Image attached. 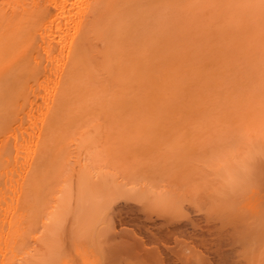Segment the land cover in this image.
Returning <instances> with one entry per match:
<instances>
[{
  "label": "bare ground",
  "instance_id": "1",
  "mask_svg": "<svg viewBox=\"0 0 264 264\" xmlns=\"http://www.w3.org/2000/svg\"><path fill=\"white\" fill-rule=\"evenodd\" d=\"M156 1L159 4L166 3L165 1L168 2V0ZM154 4L155 0H0V94H2L0 95V119L1 121L4 120L2 121L3 123L0 122V128L2 129H0V158H2L0 159V264H124L125 262V264H229L228 256L230 252L227 249H224L222 246V244L226 240L217 236L221 231H218V233L217 231H214L212 227L211 229L209 228L207 230H204L203 228H194L196 225L194 227L191 226L190 230H192L189 232L191 239L188 237V241L185 237L184 240L187 241L183 240V242L181 240V242L179 241V243L174 240L177 243V245H174L175 242L172 243L173 241L170 240L172 238L170 237V234L175 233L173 232L175 228L182 226L181 223L177 224V221H175L176 219L174 218L179 217L180 219L181 216L185 218L184 215L186 213L183 214L184 212H182L179 208L178 209L181 211V213L180 211L177 212L176 210H169L166 207L167 204L164 203V201L163 203L161 202L162 200H160L159 195L157 200L156 198H154V201L152 202L157 201V204L161 202V205L159 204L160 207H162V205L164 207L165 205L164 208L169 210L167 211V213L162 207L164 210L162 209L160 211L161 208H158L159 205L157 206L156 203H153L156 204V207H154L155 211L160 213L163 218L159 217L158 215L156 216V218H154L151 215L154 210L152 208L154 205H150L151 208H149L150 206H148V204L150 203L146 202L144 203V208L148 212H144L145 215L143 213L144 217H142L144 219L139 216L141 214L140 212H138L140 213L138 215L134 212V216L136 215V217H132L135 219H133L132 221V219H130L131 217L129 218L128 216H130V213L134 211L133 207L139 209L140 206L137 207V203L136 206L133 203L129 204V202H127L129 200H126L124 196L123 197L126 202H120L117 206L116 201L118 199V193H120L119 195L124 193L119 191V188L116 191V189H113L114 186L112 187V184H110V181L115 180L113 178H116V182L119 178V174L122 175V173H119V171L117 172L118 168L117 170L112 168L115 165L113 161L111 162V164H113L111 167L112 169L110 168L111 165L109 166L110 161H108V159L111 158L109 156L110 149L114 148V146H111L114 143H109V147H111L109 149V147L106 145V142H108L107 139H111V137L115 135L113 134L114 132L120 130L118 129L119 126L117 130L116 127L117 124L122 121L121 119L123 118L121 117L123 116L120 114L121 117L119 120L117 118V116H119L117 115V113L119 112H110L111 110H115L117 108L116 106L120 104H118L119 101H115L116 99H113L115 105L117 104L115 106L114 104L111 105L110 101L105 100L111 98L112 101V97L114 95H117L119 93V95L121 94L122 96V93L124 94L125 92L126 93L124 95L135 96L134 91L128 88L131 86V84L128 83L127 79L131 78V75L137 77L138 72L136 70V67L137 65H141V63L143 64V59L141 56L143 55V53L145 54L148 52V49L145 48L144 45L149 46L148 44H151V42H149V35L146 36V34H143V32H147L148 34V31H150H146L148 27L144 26L143 30L145 31H140L144 22L142 23L140 21L141 17L139 13L142 11L143 8L152 7ZM143 25H148V23H144ZM137 28H139L140 30ZM134 31L135 33L137 32L139 35L137 33L135 34ZM134 35L137 36L135 37ZM138 36H140V39L142 41L139 39ZM131 38L136 40L139 39L140 41H138L140 42V45H143L142 47L144 48L141 47L140 49V45L138 42L137 46L139 47V49L138 47L136 50L131 48ZM155 39L157 40L156 37ZM155 39H153V41ZM31 48L32 50L30 52ZM23 50L26 52H24ZM20 51L23 53H21ZM140 51H142L141 54L139 53ZM18 52H20L21 55ZM137 53H139L140 55H138ZM137 55L140 56V58ZM28 56L31 59H28ZM19 57L25 60L23 62L24 64L21 63L23 60L20 59V61L18 59ZM138 58L140 59V61ZM2 59H5L6 61H2ZM15 63L19 64L15 66ZM9 65L11 68L9 67ZM19 65L24 66L19 68ZM6 69L7 71H5ZM15 70L16 74L15 72L13 73V71ZM8 71H12L11 73H13V75ZM32 71L33 74L35 73V76L31 74ZM95 73L97 74L99 79V82L97 83L98 86H100V88L102 86L101 89L105 93L107 92L106 94L100 89V95V92L98 93L99 87L97 89L96 85L92 83V80H90L92 83L91 86L96 87L94 88V90L92 88L94 92L90 89V84H85V81H89V79L95 76ZM29 75L33 77L32 79H34L33 82L35 81V84H33V82L31 81L32 83L30 82L31 84L28 88V86L26 87L27 82H29L28 80H31V77H29ZM12 76L15 77L12 78ZM17 77L20 78L18 79ZM2 79H4L5 83ZM6 80H9L10 82ZM36 82L38 83V87L41 89L42 94L41 91L38 90L39 88L37 87ZM16 83L19 87L16 86ZM22 87V92H25V88H28L29 91L25 94L21 92L22 95L18 94L20 93L19 91H21ZM34 87H36V90H38L40 93H36ZM28 89H26V91ZM128 89L129 91H127ZM5 92L6 94L8 93V97L4 96ZM16 94H18L17 96H19L21 100L23 98V103H18L19 98L17 96H15L16 99H14V95ZM95 94H97L96 96L98 97L105 94V96H102L103 98L106 97L103 99V102H109L110 104L108 105L107 109L102 110L103 112L101 114L99 113V115H105V117L110 120L108 123L105 122L107 118L103 117L105 118L104 120L99 115L98 116L101 119L99 117L98 119L97 117L94 118V121L90 119L91 117L93 118V116L95 115H91V113H93V107L89 106L91 104L90 99L91 97H94ZM111 94L112 96L110 97ZM10 95H13V97L9 98ZM117 96L114 97L117 98ZM102 97L99 98L102 99ZM88 98L90 99L88 100ZM125 98L126 97L124 96L122 100H124ZM128 98L130 97H127V99ZM127 99H125L126 101L121 102L131 103L132 100L128 99L130 100L129 102ZM133 99H135V97H133ZM86 101L89 102V105ZM101 101L99 102L101 103ZM94 105L96 106V104ZM18 106L19 108L15 109V107ZM103 106H105V104ZM100 107L102 108V105ZM100 107L99 109H101ZM128 107L126 106L125 108L128 109ZM13 108L17 111H15ZM4 109L7 110L5 111ZM6 112H10L13 114L9 113L8 116ZM124 113L126 115V113L128 112ZM111 119L113 120V122L111 121ZM125 119L126 118L124 117V120ZM103 120L106 124L103 123ZM117 120L119 122H115ZM113 123L117 124L114 125ZM256 124L257 122H255V126ZM260 130L262 131V129H259L258 131ZM120 131L122 132V129ZM132 132L133 130L130 131L129 134H131ZM101 133L105 135V140H102L104 139V135L101 136ZM129 134L128 136H126L131 138V135L129 136ZM108 135L110 138H108ZM134 136L136 135L134 134ZM134 136H132V138ZM245 137H247V134ZM255 139H257L255 142V146L259 147L260 149L262 147L261 154L263 153V157L260 155L258 157L262 158L258 161H255L256 159L251 157L250 155L251 153H253V151H250V154L247 153L248 159L246 161V164L250 165V170L252 171V173L255 174L254 176L256 178H264L263 132L262 134L257 135V137L253 140L255 141ZM253 140L248 141L250 143L253 142L254 144ZM114 141L115 140L113 139V142ZM117 144L121 146L120 143ZM234 149H236V151L238 150L237 148ZM247 149L250 150V148ZM6 150L11 151H8V153ZM11 152L12 154H10ZM111 154H113L112 151ZM237 156L239 157V155ZM19 157L21 158L22 163L21 160L18 159ZM193 157L196 156L193 155ZM3 159H5V161ZM18 160L21 164H19ZM1 163L4 164L3 167L1 166ZM182 164L181 166H183ZM221 165L222 163H220V167ZM229 167H231V165ZM243 172L245 171L243 170ZM128 177L132 178V176L130 175ZM241 177H243V174ZM136 178L140 177L137 176ZM95 181L96 183H94ZM263 181L264 179L262 181L260 180V182ZM205 183L207 184L206 181ZM240 185H242V183ZM186 186L187 185L185 184V187ZM238 186L235 187L238 188ZM195 190H197V188ZM261 190H259L258 186L257 188L252 187L251 193H245L241 195V197L239 196L240 198L238 202L240 203H237V205L239 204L238 206H236L237 211H234L235 209L233 210L232 207H229V209L228 207H226L227 209H223L225 210L223 212V214L225 213L224 215H222V211L221 215H217L220 219H224L226 223V221L228 222L226 218H228L230 214L233 215V219L235 220V218L239 215L238 212L240 211V213H242L239 215L241 216L240 218H236V220H239V223L240 221L243 223H240V226L237 225L239 227L237 228L244 234L242 235L240 231L236 230L239 232H236L238 234V237L240 235L239 239H241L242 236L245 239V241L241 239V241H244L242 242V244H244L247 240H250L251 237L254 236V234L257 235V238L255 240L261 241V244L263 243L262 240H264V192L262 191L263 194H260ZM112 191H115L117 193V196L115 195V199L113 198L114 194L112 195ZM105 193L109 195V206L107 205L108 210H114V213H112L106 208V214L111 212L112 217H114V215H117L115 218L118 217L116 219L118 223L116 222V224L114 223L116 221L115 218L113 221V219L109 217L111 216V213L107 215V219L111 218L110 220L113 221L109 222L110 220H108L109 224L111 223L110 229L108 231H105L103 226L99 223L101 208L99 196ZM134 193L132 195L137 198L138 196H135ZM163 194L165 193L163 192ZM142 195L139 196V199L142 198ZM151 200L153 199L151 198ZM113 201H115V207ZM187 201L188 200H186V202ZM145 204L147 205L145 206ZM173 204L175 208V201L173 202ZM180 204L183 203L180 202ZM222 204L224 203L222 202ZM112 205L114 208L112 207L111 209L110 206ZM244 206L248 209L245 210L246 212H248L246 215L247 217H244ZM169 207L173 208L172 206ZM128 208H131V211ZM125 210L126 212L130 213H128L127 215L126 212H124ZM162 211L164 212L162 213ZM173 212H176V214H179V216L174 214ZM124 213L125 216L127 215L128 220H126ZM236 214L237 216L235 217ZM138 217L139 219H137ZM252 219L257 221L258 227L253 226L255 224H253ZM125 220L128 222V224L130 221H136L133 224L137 225L138 223L139 225L138 227L135 225V227H137L135 229L134 227L132 228V224L131 228L129 229V225L126 224L127 222H125ZM192 220L191 218L189 219V221ZM68 221L70 223L67 224ZM235 222L237 223L238 221H234L232 223ZM124 223L125 225L123 226ZM236 223L233 225H236ZM183 225L186 226V223H184ZM242 225L244 226V228ZM207 226L209 225L207 224ZM236 233L235 235H237ZM251 233L254 234L251 236ZM214 235L216 236V238H214ZM220 236L223 235L221 234ZM247 237L250 238L248 239ZM116 238H120L118 242L116 241L118 240ZM170 243H172V245ZM251 244L253 245H250L249 247L255 246L256 243L254 244L253 240V243ZM205 245H209L207 246L209 249ZM214 245L216 247H214ZM200 247H206L205 249L208 250L206 251L205 249H203V251L205 250V253L207 254L204 253L203 256ZM213 247L214 249L211 250V248ZM250 249L248 250V252L250 251ZM259 249L260 246L258 250ZM255 250L253 251L254 253ZM199 251L202 254H200ZM242 252L244 253V251ZM245 252L247 251L245 250ZM262 257H264V255ZM238 258H240L239 255ZM247 258L249 259V256ZM260 259L258 260L260 261ZM128 260L133 261L135 263L129 262ZM262 260L263 259H261V261ZM239 261L241 262V259H239ZM239 261H237V263ZM245 263L250 264L249 262Z\"/></svg>",
  "mask_w": 264,
  "mask_h": 264
},
{
  "label": "rangeland",
  "instance_id": "2",
  "mask_svg": "<svg viewBox=\"0 0 264 264\" xmlns=\"http://www.w3.org/2000/svg\"><path fill=\"white\" fill-rule=\"evenodd\" d=\"M162 1H164V0H162ZM165 2L166 3L159 4L155 0V4L152 7L143 8L142 11L139 13L140 17H141L140 21L142 23L143 22L148 23V25H143L144 24L143 23L141 30L139 28H137V29H139L142 32V31H145V30H143L144 26L148 27L146 29V31L150 30L151 32L148 31V34H147V32L146 33L143 32V34L144 35L146 34V36L149 35V42H151V44H148L149 46L144 45L145 48L148 49V52L145 54L143 53V55L141 56L143 59V64L141 63V65H137V67H136V70L138 72L137 77L131 75V78L127 79L128 83L131 84V86L128 88L132 89L134 91L135 96L131 95L132 96L131 97L130 95H124L126 92L124 94L122 93V96H121V94L119 95V93L117 94L119 96L114 95V93H113V95L115 97L117 96V98H115L113 96L112 101H111V98L105 100V101H107V100L110 101L111 105H113V104L115 105L113 99L114 100L116 99L115 101H119L118 104L119 103L120 104L118 106H116L117 104L115 105L118 109L116 108L115 110H111L110 112H112V111H114V113L119 112V113H117V115H119V116H117V118L119 120H120L121 115L123 116V117H121V118H123V119H121L122 121H120V122L118 120L115 121V122H119V124L116 123L117 124V127L115 126L116 130L119 126L118 129H120V130L122 129V132L120 130H117L118 132L115 130L116 132L113 133L115 135H113L111 137V134H110V137L112 140L107 139V137H106V139L108 140V142H106V145L108 147L110 146V144L114 143L113 145H111L112 147L114 146V148H112L113 150L110 149L111 147H109L110 155L109 154L108 155L111 157V158L109 157L110 159H108V161H110L109 166L111 165L110 168L112 167L113 164H111V162L113 161L115 165L112 168L115 170H117V168H118L117 172L119 171V173H122V175L117 173V174H119V178H118L119 180L117 179V181L115 182L116 178H113L115 180L110 181V184H112V187L114 186L113 189H116V191H117V189L119 188V191L124 193L121 195H119L120 193H118V199H117V201L115 200L117 202L116 204L118 206V203L126 202L124 199V197H125L126 200H129V201H127V202H129V204L133 203L135 206L138 204L137 207L140 206L139 209L133 207V210H134V211H132L133 213L132 212L131 213L126 212L127 209L124 211V212H126L127 215H128V213L131 214V215L129 214L130 216H128V217L129 218L131 217L130 219H132V221L136 217V215L134 216V212H135V214L137 213V215L141 213L139 216H141V218L144 219L143 213L147 211L144 208V203H146V202L150 203V204H148V206L154 205L152 207L154 209V210L152 209L153 212L150 211V212H152L151 215L154 218H156L157 215L159 217L163 218L160 215V213L155 211L154 207H156L157 201L152 202V201H154V198H156V200H157L158 196L160 195L159 198H160V200H162L161 202L163 203V201H164V203L167 204L166 207L169 210H171V211L176 210L177 212H179L181 210L182 212H184L183 214L186 213L184 215L185 218H183V216H181L182 218L180 217V219H179V217L174 218V219H176L175 221H177L176 223L177 224L181 223L182 226L175 228V230H173V232H175L177 234H175V233L170 234L169 233L170 237H172L170 239L173 241L172 243H174L175 241L179 243V241L180 242H181V240L183 241L185 239V237L189 241L188 237L191 239L190 234H189V232L192 230V229L190 230L191 226L194 227L196 225L194 228H197V229L203 228L204 230H207L209 228L211 229V227H212V229H214V231H217V232L221 231L220 233L219 232L218 233L220 235L222 234L223 236H220L219 234L217 236L226 240L222 244V246L224 249H227L230 252L229 256H228L229 257V259H228L229 264H244L245 262H249L250 264H264V257H262L264 255V253H262V252H264V250H262V249H264V245H263L264 240H262L263 243L261 244V241L255 240L257 238L256 237L257 235H255L253 233L254 236H252L253 234L251 233V236H252L251 239L252 240L251 239L247 240L244 244H242V242L245 241L244 237L242 236L244 233H242L238 229L239 228L238 226H240L243 223L240 221V223H241L240 224L239 220H236L237 217L238 218L241 217L239 215L242 213H240V211H239L238 212L239 215L237 216V214H236L235 217L236 216L237 217L236 218L234 217L235 220L233 219V215L229 213L230 215L228 218H226L227 215L225 216L226 220H228V222L226 221V223H225L224 219L222 220L217 216L218 214L221 215V211H222V215H224L225 213L223 214V212L225 210H223V209H227L226 207H228V209H229V207L230 208L232 207L233 210L235 209L234 211H237L236 206L239 205V204L237 205V203H240V202H238L239 198L241 197V195H243L245 193H248V194L251 193L252 187L257 188V186H258L259 190L262 189L260 194H263L262 191L264 192V189H263L264 188V181L260 182V180L262 181L264 178H256L254 176L255 174L252 173V171L250 170V165L246 164V161L248 159L247 153L250 154L251 153L250 151H253V153H251L250 155H251V157L256 159L255 161H258L259 159H261L263 157V153L261 154L262 147L260 149L259 147L255 146V144H256L255 142L257 139H255V141L253 139L256 138L257 135L262 134V132L264 135V126H263L264 125V123H263L264 122V117H263L264 116V9H262L260 7V4H259L260 0H170V1L168 0V2L167 1H165ZM137 29H136V31H137ZM141 32H139V33H141ZM134 33H135V31H134ZM132 35H131V37H132ZM138 37L140 39V36H138ZM155 37L157 38V40L155 39ZM153 39H155V40L153 41ZM138 40L131 38L130 39V47L136 50L138 47L137 46L138 43L140 45L139 41L141 39L139 41ZM143 40H144V38H143ZM145 41H146V39H145ZM144 43H146V42H144ZM142 46L143 45H140V49ZM142 48H144V47H142ZM138 49H139V47H138ZM31 50H32V48L30 49V52H31ZM20 52H18V53L20 54ZM24 52H26V51H24ZM141 52L142 51H140L139 53L141 54ZM21 53H23V52H21ZM139 53H137V54L140 55ZM138 57L140 58V56H138ZM18 59L23 60L21 63H23L25 61L23 58H20V57ZM28 59H31V58L29 57ZM4 60L2 59V61H4ZM139 61H140V59H139ZM19 63H15L16 64L15 66H17V64H19ZM7 64H8V61H7ZM10 65H11V62H10ZM10 65H9V67H10ZM23 66L19 65L18 67L20 68ZM32 66H30V67H32ZM15 69H16V67H15ZM5 71H7V69ZM11 72H9V73H11ZM14 72L16 74V70L13 71V73ZM13 73H11V74L13 75ZM17 74H18V71H17ZM31 74H33V71ZM4 76H2V77H4ZM8 77H10V76H8ZM14 77L12 76V78H14ZM29 77H31V76L29 75ZM26 78H27V76H26ZM32 78L33 77H31V80H28L29 82H27V85L25 84L26 87L28 86V88H29L30 84L34 80ZM4 79H2L3 82H4ZM87 79H89V78H87ZM90 80L93 81L92 83H94L96 85L97 89L99 87V91L97 90L99 93L102 86L100 88V86H98V84H97L99 82L97 74L95 73V76L92 77L91 79H89V81L86 80L87 82L84 80L85 84H90V86H91L92 83ZM6 81H9V80H6ZM34 82H33V84H35ZM37 82H36V84L38 87ZM16 86H18L17 83H16ZM96 87L91 86L90 89L92 90V88H93V90H94V88H96ZM28 88L24 89L25 92L24 91L22 92L23 87H22V89L20 88L21 91H19L20 93H18V94H21V95H22V93L25 94L26 92L29 91ZM34 88H35L36 93H40L38 91V90L41 91V89L39 87H38L39 88L38 90H36V87H34ZM26 89H28V90L26 91ZM129 89L127 91H129ZM101 91H102V89H101ZM6 92H5L4 96L8 97V93L6 94ZM16 92H18V91H16ZM102 92H104V91H102ZM109 92H112V91H109ZM95 93H96V89H95ZM10 94H12V93H10ZM18 94L14 95V97L17 96ZM41 94H42V91H41ZM99 94L101 95V92ZM105 94H103L102 96H105ZM127 94H129V93H127ZM0 95H2V94H0ZM29 95H30V93H29ZM88 95H90V94H88ZM96 95L97 94H95L94 97L89 96V97H91V99L88 98V100L90 99V103L92 105L91 104L89 105V102L86 101V102H88L89 106L93 107V109H92L93 113H91V115L93 116V114H95L94 115L95 117L93 116V118H92L89 115L91 117L90 119L93 121H94V118H96V117H97V119L99 116L102 118L105 117V115L102 116V115H99V113L101 114L103 112L102 110L107 109L108 105H110L109 102H106V103H104L105 101L103 102V99L106 97L103 98L102 96H99V97H102V99H101ZM106 96H108V95H106ZM111 96H112V94L110 95V97ZM124 96L126 97L125 99H127V97H130L128 99L132 100L131 103H126V102L122 103L121 101H126L125 99L122 100L124 98ZM12 97H13V95L12 96L10 95L9 98H12ZM17 97L19 98V96H17ZM20 97H22V96H20ZM133 97H135V99H133ZM92 98H94V99H92ZM96 98H98L99 100ZM14 99H16V97ZM24 99H25V97H24ZM130 100H128V101L130 102ZM0 101H1V99H0ZM22 101H23V98H22V100H21V98H19L18 103L19 102L23 103ZM99 101H101V103ZM26 102H27V99H26ZM132 102H134V103H132ZM93 103L96 104V106ZM99 103H100V105H99ZM10 104H12V103H10ZM10 104H8V105H10ZM104 104H105V106H103ZM125 104H127V105H125ZM27 105H28V102H27ZM101 105H102L103 109L100 107ZM120 105H122V106H120ZM119 106H120V108H119ZM126 106L127 107L129 106L128 109L125 108ZM99 107L101 109H99ZM111 107H113V106H111ZM17 108H19V106L15 107V109H17ZM7 109H9V108H7ZM126 109L127 110L130 109L129 110L130 112L127 111ZM10 110H11V108H10ZM98 110H99V112H98ZM15 111H17V110H15ZM77 111H78V108H77ZM122 112H123V114H122ZM124 112H128V113H126V115H125ZM261 112H263V113H261ZM9 113L10 112L7 113L8 116H9ZM10 114H13V113H10ZM3 115H4V113H3ZM109 115H111V114H109ZM124 117L126 118L125 120H124ZM262 117H263V119H262ZM1 118H3V117H1ZM105 118H107V117H105ZM105 118H103V119L105 120ZM104 120H103V123H105V122L108 123L110 121V120H108V118H107L108 121L106 120L104 122ZM2 121H4V120H2ZM2 121L0 119V122H2ZM111 121L113 122L112 119H111ZM260 121H262V122H260ZM255 122H257L256 126H255ZM26 124H24V125H26ZM113 124L116 125L115 123H113ZM122 126H124V127H122ZM261 126H262V128H261ZM129 127L130 128L132 127V128L130 129ZM259 129H262V131L261 130L258 131ZM132 130H133V132L131 134H129V132ZM248 132H249V134H248ZM121 133L123 135L124 134L125 135L123 136ZM133 133L136 136H134ZM128 134H129V136L131 135V138L127 137ZM246 134H247V137H245ZM253 134H254V137H253ZM100 135L103 136L104 134L101 133ZM117 136H118L119 140H118ZM132 136H134V137L132 138ZM110 137L108 135V138H110ZM103 138L104 139H102V140H105V135L103 136ZM113 139L115 140L114 142H113ZM248 140L249 141L253 140L254 144H253V142L250 143ZM117 143H120L121 146ZM190 144H191V149H190ZM181 145H182V148H181ZM247 146H249V147H247ZM118 147H119V149H118ZM121 148H122V150H121ZM234 148H237L240 151H238V150L236 151V149H234ZM242 148L244 151L242 150ZM247 148H250V150ZM186 149H188V150H186ZM111 151L113 152V154H111ZM190 151H192V152H190ZM257 152H260V153H257ZM8 153H7V155H8ZM238 153H241V154H238ZM4 154H5V151H4ZM10 154H12V152ZM116 154H118V155H116ZM186 155H188V156H186ZM193 155L196 157H193ZM237 155H239V157ZM260 155L262 156L261 158L258 157ZM216 156H217V158H216ZM218 156L221 157V160H220V157H218ZM233 156L236 159H234ZM224 157H226V158H224ZM245 158H246V160H245ZM0 159H2V158H0ZM18 159L21 160L20 157ZM197 159H198V162H197ZM3 160L5 161V159H3ZM212 160H213V162H212ZM217 160H218V162H217ZM126 161H127V164H126ZM183 161H185V162H183ZM188 161H189V163H188ZM21 163H22V160H21ZM21 163L19 161V164H21ZM186 163H188V164H186ZM220 163H222L221 167H220ZM227 163H228V165H227ZM181 164L183 166H181ZM3 165L4 164H2L1 166L3 167ZM230 165H231V167H229ZM243 170L245 172H243ZM181 171H183V172H181ZM209 171L212 173H210ZM0 173H1V169H0ZM228 174H230V175H228ZM242 174H243V177H241ZM126 175H128V176L130 175V176H132V178L128 177ZM137 176L140 178H136ZM246 177H247V179H246ZM252 177H254V178H252ZM181 178H182V181H181ZM203 178H204V180H203ZM170 179H172V180H170ZM195 179H196V182H195ZM205 181L207 182V184L205 183ZM249 181H250V183H249ZM257 181H259V182H257ZM0 182H1V180H0ZM94 183H96V181ZM120 183H121V185H120ZM241 183H242V185H240ZM185 184L187 185L186 187H185ZM262 185H263V187H262ZM134 186L138 190H136L134 188ZM207 186H210V187H207ZM219 186H221V187H219ZM228 186H229V188H228ZM235 186L236 187L238 186L239 190ZM130 187H132V188H130ZM152 187H153V189H152ZM0 188H1V184H0ZM154 188H157V189H154ZM194 188L195 189L197 188V190H195ZM232 191H234V192H232ZM114 192L115 191H112V195L114 194L113 198L115 199V197L117 196V193L116 192L114 193ZM131 192H133V193L135 192L134 193L135 196H138V197L135 198L134 195H132L133 193H131ZM163 192L165 194H163ZM140 195H142L143 199L141 197H140L141 199H139ZM151 198L153 200H151ZM114 199H112V200H114ZM222 199H224V200H222ZM135 200L138 202H136ZM149 200H150V202H149ZM186 200H188V201L186 202ZM115 201H113V204ZM172 201L173 202L175 201V208L176 209L174 208V204ZM183 201H185V202H183ZM235 201H236V203H235ZM161 202H159L157 204V206L159 204L161 205ZM180 202L183 204H180ZM191 202H193V203H191ZM222 202L224 204H222ZM153 203H156V204H153ZM146 205L147 204H145V206ZM160 205L158 206V208H161L160 209V211H161L165 207V205H164V207L162 205L163 208L160 207ZM108 206H109V204H108ZM151 206L149 208H151ZM169 206H172L174 209L170 208ZM110 207L112 209L113 205ZM114 207H115V204H114ZM197 207H199V208H197ZM158 208H156V209H158ZM181 208H183L185 210H183ZM244 208H245L244 212L243 211L242 212L244 213V217H247L246 215L248 212H246L245 210H248V209L245 206H244ZM128 209L131 211V208H128ZM135 209H138V210H135ZM164 209L163 210L166 212L169 211L166 208H164ZM107 210H108V208H107ZM191 210H193V211H191ZM108 211H111L112 213H114L113 212L114 210L109 209ZM164 211H162V213ZM171 211H170V213H171ZM181 211H180V213H181ZM111 212H109V213H111ZM138 212H140V213H138ZM112 213H111V216H109V217H111L114 221V218L117 215L115 216L113 214L114 217H112ZM108 214H106V215H108ZM174 214H176V212ZM127 215L125 216V213H124L126 220H128ZM144 215H145V213H144ZM176 215L179 216V214H176ZM132 217H134V218H132ZM166 217H168V216H166ZM189 217L191 218V220L193 219L194 221L193 220H192L193 222L189 221V219H190ZM220 217H222V216H220ZM117 218H115V220ZM141 218H140V220H141ZM168 218H170V217H168ZM207 218H208V220H207ZM110 219H108V220H110ZM137 219H139V217ZM186 219H188V220H186ZM126 220H125V222H127ZM221 220H222V222H221ZM252 220H250V221H252ZM113 221L110 220L109 222H113ZM132 221H130L129 224H128V222L126 223L127 225H129V229L131 228L132 224L136 222V221L135 222H132ZM188 221L191 222L193 225L191 223H189ZM234 221H238L237 222L238 224L235 222L236 225H233V224H235V223H232ZM116 222L118 223L117 220L114 223H116ZM252 222H253V224H255V225H253L254 227H258L257 226L258 223L256 220H253ZM68 223H70V222L68 221L67 224ZM184 223H186L187 229H186V226L183 225ZM207 224L210 227L207 226ZM124 225H125V223L123 224V226ZM135 225L136 224H133L132 228L134 227L136 229L139 224L137 223V225H136L137 227H135ZM204 225H205V227H204ZM213 225H215V226H213ZM183 226L185 229L183 228ZM188 226H189V228H188ZM243 228H244V226H243ZM188 229H189V231H188ZM127 230H128V228H127ZM236 230L241 232V234H242L241 236L243 237V238L241 237V239H243L244 241L243 240L241 241V239H239L240 235L238 237L237 233H239V232ZM244 230H242V231H244ZM186 231H188V232H186ZM181 232H182V234H181ZM234 232L235 233L237 232L236 233L237 235H235ZM215 235H216V233H215ZM214 238H216V236ZM116 239H118V240H116L118 242L120 238H116ZM187 240H184V241H187ZM253 240H254V244L256 243L257 245L255 244V246H252L253 247V249H252V247H249V246L253 245V244H251V243H253ZM227 241H229L230 243ZM240 241H241V243H240ZM248 241H250V242H248ZM172 243H170V244L172 245ZM175 243H174V245H177V243L176 244ZM230 244H231V246H230ZM243 245H244V247H243ZM205 246L207 247L209 245H205ZM259 246H260V249L258 250ZM203 247H204V245H203ZM203 247H200L201 252L203 254L200 251L199 252H200V254H202L204 256L206 247L205 248H203ZM214 247H216V246L214 245ZM214 247L211 248V250L214 249ZM254 247L256 248V250ZM248 248L249 249L251 248L252 250L250 249V251L248 252V250H249ZM203 249H205V250L203 251ZM244 249L249 254L247 252H245ZM254 250H255V253L253 252ZM242 251H244V253ZM238 253H240V254H238ZM205 254H207V253H205ZM237 254L239 255L240 258H238ZM251 255H252V257H251ZM260 255H262V256H260ZM248 256H249V259L247 258ZM260 258L263 260L261 261ZM239 259H241V262L239 261ZM258 259H260V261ZM237 261H239V262L237 263ZM129 262L135 263L133 261H129ZM245 264H248V263H245Z\"/></svg>",
  "mask_w": 264,
  "mask_h": 264
},
{
  "label": "snow or ice",
  "instance_id": "3",
  "mask_svg": "<svg viewBox=\"0 0 264 264\" xmlns=\"http://www.w3.org/2000/svg\"><path fill=\"white\" fill-rule=\"evenodd\" d=\"M259 4H260V7L264 9V0H260ZM99 200L101 204L99 223L103 226L105 231H108L110 229V224L107 219L106 208L109 203V195L107 193L101 194L99 196Z\"/></svg>",
  "mask_w": 264,
  "mask_h": 264
}]
</instances>
